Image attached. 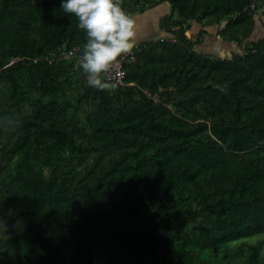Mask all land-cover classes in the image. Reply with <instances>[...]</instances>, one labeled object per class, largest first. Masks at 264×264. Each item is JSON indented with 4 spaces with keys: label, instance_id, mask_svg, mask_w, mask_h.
Returning a JSON list of instances; mask_svg holds the SVG:
<instances>
[{
    "label": "trees",
    "instance_id": "16d2710c",
    "mask_svg": "<svg viewBox=\"0 0 264 264\" xmlns=\"http://www.w3.org/2000/svg\"><path fill=\"white\" fill-rule=\"evenodd\" d=\"M120 3L177 42L99 89L61 0H0V264H264V0Z\"/></svg>",
    "mask_w": 264,
    "mask_h": 264
},
{
    "label": "clouds",
    "instance_id": "9594fccd",
    "mask_svg": "<svg viewBox=\"0 0 264 264\" xmlns=\"http://www.w3.org/2000/svg\"><path fill=\"white\" fill-rule=\"evenodd\" d=\"M60 8L73 14L85 32L79 65L87 83L99 89L113 87L104 76L119 57L133 48L134 17L121 6L120 0H61Z\"/></svg>",
    "mask_w": 264,
    "mask_h": 264
},
{
    "label": "crops",
    "instance_id": "0c3cea01",
    "mask_svg": "<svg viewBox=\"0 0 264 264\" xmlns=\"http://www.w3.org/2000/svg\"><path fill=\"white\" fill-rule=\"evenodd\" d=\"M169 12H170V6L166 3L160 4L154 7L153 9L148 10L147 13H151V14H149L150 16H145L144 20L151 21L153 23V26L148 27V29L144 30L145 27L143 25H138V28L136 31V34L138 35L137 36L138 40H142V41H145V40L146 41H158L159 40L161 41V40L171 39V35L166 33L165 29L161 27L162 19L166 17L169 14ZM139 15H142V14H139ZM152 18H153V21H152ZM211 29L209 28L208 31L210 32ZM200 30L201 28L198 25L192 24L189 31L187 32V36L191 40H196L198 38V33ZM213 30H214V27H213ZM199 40L200 39H198V41ZM201 40L203 41V39ZM204 43L205 45H208V46L212 45V43L206 40H204ZM216 46L217 45L215 44L212 47H210L208 54L214 55V56L225 54L226 56L231 51V49L233 50V47L231 48L229 47L230 49L228 50V48H226L225 46L220 47V48H216Z\"/></svg>",
    "mask_w": 264,
    "mask_h": 264
},
{
    "label": "built area",
    "instance_id": "2783aa9c",
    "mask_svg": "<svg viewBox=\"0 0 264 264\" xmlns=\"http://www.w3.org/2000/svg\"><path fill=\"white\" fill-rule=\"evenodd\" d=\"M170 41L176 42V40L172 38L170 39ZM133 52H134L133 50H130L128 53L119 57L117 61L107 70L104 76L107 82H116L122 86H125V84H123V79L125 77V74L123 71V65L128 59L134 60ZM80 58H81V55H78L75 50H72V51H69L62 59H77L78 60ZM126 86L129 87L130 85L127 84ZM154 100L156 101V98H154Z\"/></svg>",
    "mask_w": 264,
    "mask_h": 264
},
{
    "label": "rangeland",
    "instance_id": "374dc122",
    "mask_svg": "<svg viewBox=\"0 0 264 264\" xmlns=\"http://www.w3.org/2000/svg\"><path fill=\"white\" fill-rule=\"evenodd\" d=\"M149 14L151 13H147V11L145 12V14H142V15H138L136 17H134V20H135V28H136V31H137V28H138V25H143L145 29H148V27H152L153 26V23L151 21H145L144 18L145 16H150ZM152 17V16H151ZM152 21H153V18H152ZM256 39L257 38H264V34H262L261 32V26L257 23V27H256ZM136 37L138 36L137 34L135 35ZM218 48V47H216ZM228 55H226L227 57ZM230 56H228L227 58H229Z\"/></svg>",
    "mask_w": 264,
    "mask_h": 264
},
{
    "label": "bare ground",
    "instance_id": "6f19581e",
    "mask_svg": "<svg viewBox=\"0 0 264 264\" xmlns=\"http://www.w3.org/2000/svg\"><path fill=\"white\" fill-rule=\"evenodd\" d=\"M249 8V7H248ZM191 15V14H190ZM200 19V18H199ZM185 41V40H184ZM177 42V41H176ZM144 43H146V42H144ZM225 50V49H224ZM263 50V49H262ZM169 53V52H168ZM162 56V55H161ZM192 160V159H191ZM92 163V162H91ZM196 164V163H195ZM100 169V168H99ZM102 169V168H101ZM216 179V178H215ZM215 179H213V180H215ZM215 181H217V180H215ZM211 184V183H210ZM147 195V194H146ZM238 216V215H237ZM141 226V225H140ZM189 240V239H188Z\"/></svg>",
    "mask_w": 264,
    "mask_h": 264
}]
</instances>
